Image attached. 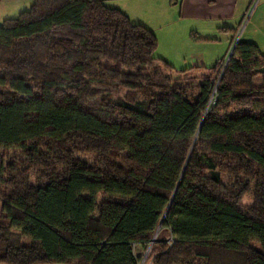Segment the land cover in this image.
Wrapping results in <instances>:
<instances>
[{
	"label": "trees",
	"instance_id": "obj_1",
	"mask_svg": "<svg viewBox=\"0 0 264 264\" xmlns=\"http://www.w3.org/2000/svg\"><path fill=\"white\" fill-rule=\"evenodd\" d=\"M107 1L0 24V263L264 264V51L178 86Z\"/></svg>",
	"mask_w": 264,
	"mask_h": 264
},
{
	"label": "crops",
	"instance_id": "obj_2",
	"mask_svg": "<svg viewBox=\"0 0 264 264\" xmlns=\"http://www.w3.org/2000/svg\"><path fill=\"white\" fill-rule=\"evenodd\" d=\"M110 6L121 9L133 20L156 33L158 39L170 44L176 42L180 28H205L204 38L210 39L211 28H241L254 0H108ZM264 0H260L245 28H256L245 39L257 44L264 51V39L256 34L264 33ZM224 24L225 27H221ZM158 29V31L156 29ZM263 28V29H259ZM167 32V34H166ZM159 35H158V34ZM164 41V40H163ZM188 36L186 37V42ZM199 63L194 64L198 66ZM3 264V263H0Z\"/></svg>",
	"mask_w": 264,
	"mask_h": 264
},
{
	"label": "rangeland",
	"instance_id": "obj_3",
	"mask_svg": "<svg viewBox=\"0 0 264 264\" xmlns=\"http://www.w3.org/2000/svg\"><path fill=\"white\" fill-rule=\"evenodd\" d=\"M259 1L260 0H254L252 3L246 17H244L241 28H233L231 30H227V28H211L213 29L211 35L213 36H210V39H205L203 36L205 28H186L185 30L184 28H180L179 31L174 32V35H179L175 43L172 42L170 44L167 42L165 36L162 40H160V38L158 39L157 57L167 60L175 66L177 70L193 67L185 73H174L173 78L178 86H186L191 82H205V78L212 75V67L216 66L219 61L223 59L226 61L230 55L232 56L238 41H247L245 39L251 32L254 33L256 28L245 27ZM33 4L34 0H0V24L5 19L18 17L21 12L29 10ZM137 21L136 18L133 19L134 23H138ZM221 27H225V25L221 24ZM156 30L158 31V29ZM256 35L260 41L264 39V33L259 32ZM187 36L188 41L186 42ZM196 63H199L198 66L194 65ZM263 82L264 79L255 80V84L257 85H261ZM251 202L252 200L249 197L243 199V204H250ZM254 244L258 245L257 243Z\"/></svg>",
	"mask_w": 264,
	"mask_h": 264
},
{
	"label": "built area",
	"instance_id": "obj_4",
	"mask_svg": "<svg viewBox=\"0 0 264 264\" xmlns=\"http://www.w3.org/2000/svg\"><path fill=\"white\" fill-rule=\"evenodd\" d=\"M236 45H237V43H236ZM236 45H235V46H236ZM232 52H233V51H232ZM230 57H231V55H230ZM230 57L226 60V62H225V66H226L227 63L229 62Z\"/></svg>",
	"mask_w": 264,
	"mask_h": 264
}]
</instances>
